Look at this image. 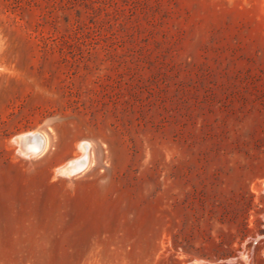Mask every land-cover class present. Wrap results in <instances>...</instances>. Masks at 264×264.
Returning <instances> with one entry per match:
<instances>
[{
    "label": "rangeland",
    "instance_id": "374dc122",
    "mask_svg": "<svg viewBox=\"0 0 264 264\" xmlns=\"http://www.w3.org/2000/svg\"><path fill=\"white\" fill-rule=\"evenodd\" d=\"M0 264H264V0H0Z\"/></svg>",
    "mask_w": 264,
    "mask_h": 264
},
{
    "label": "bare ground",
    "instance_id": "6f19581e",
    "mask_svg": "<svg viewBox=\"0 0 264 264\" xmlns=\"http://www.w3.org/2000/svg\"><path fill=\"white\" fill-rule=\"evenodd\" d=\"M37 134H39V133H35V134L30 133L29 134L30 136L35 137V138H33L32 140H28V141L26 140V142L24 144L25 148L23 149L26 153H29L31 155H36L38 153L44 152L48 148V146H49L48 137L43 135V134H39L38 136H35ZM24 137L25 136L23 135L20 138V142H22V138H24ZM50 143H51V141H50ZM50 146H51V144H50ZM79 147L80 148H78V149H80L82 154L79 155L78 157H76L75 159H73L71 162H69L64 167H62L59 171L61 174L67 175V176H71V175L73 176L74 174H76L78 172L84 171L88 167V164L90 163L89 162L90 153L88 151L89 144L84 143V144H81Z\"/></svg>",
    "mask_w": 264,
    "mask_h": 264
},
{
    "label": "water",
    "instance_id": "95a60500",
    "mask_svg": "<svg viewBox=\"0 0 264 264\" xmlns=\"http://www.w3.org/2000/svg\"><path fill=\"white\" fill-rule=\"evenodd\" d=\"M39 134H37V135H35V136H38ZM33 138H35V137H32V136H30V135H26L24 138H22V143H23V145L25 144V142H26V140L28 141V140H32Z\"/></svg>",
    "mask_w": 264,
    "mask_h": 264
}]
</instances>
